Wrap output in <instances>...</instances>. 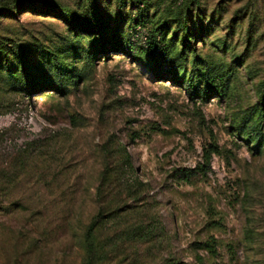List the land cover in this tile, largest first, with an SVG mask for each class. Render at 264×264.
<instances>
[{
    "label": "rangeland",
    "instance_id": "obj_1",
    "mask_svg": "<svg viewBox=\"0 0 264 264\" xmlns=\"http://www.w3.org/2000/svg\"><path fill=\"white\" fill-rule=\"evenodd\" d=\"M0 7V264H264V0Z\"/></svg>",
    "mask_w": 264,
    "mask_h": 264
},
{
    "label": "trees",
    "instance_id": "obj_2",
    "mask_svg": "<svg viewBox=\"0 0 264 264\" xmlns=\"http://www.w3.org/2000/svg\"><path fill=\"white\" fill-rule=\"evenodd\" d=\"M194 1L195 0H185V5H190ZM0 9H3V12L10 13V10L4 9L2 7H0ZM65 15L67 17H69L67 21L75 31L79 30V31L84 32V33H90L91 31L95 32L96 35L99 36L98 39H100V40H97L98 43L101 42V39H103V35L105 33H107L108 27L104 23H102V20H98L97 18H95L94 20L92 18L90 19L89 15H86L85 17H77L76 15L71 14V13H67ZM92 16H93V18L95 17L94 15H92ZM178 22L180 24L178 28L183 33L182 40L185 43L184 44V46H185V45H187V43H190V39L193 38L194 36H193V33L190 31V29L186 23V20H184L183 17H180V20ZM111 35H114V32H111ZM116 39L118 41V38H116ZM150 43H152V42H150ZM7 55L8 54L6 53V50L2 46H0V58L1 59L4 58L5 60H9L7 58L8 57ZM177 57H178V55H175L172 59L176 61ZM92 234H93V224L89 225V227L87 228V231L85 233V243H86V249L88 252H91L93 250V246L91 244Z\"/></svg>",
    "mask_w": 264,
    "mask_h": 264
}]
</instances>
